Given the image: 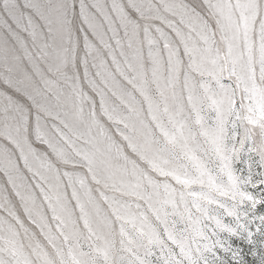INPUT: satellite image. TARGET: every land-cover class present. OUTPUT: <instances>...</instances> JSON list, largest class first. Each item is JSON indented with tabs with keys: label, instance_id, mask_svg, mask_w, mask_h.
<instances>
[{
	"label": "snow or ice",
	"instance_id": "obj_1",
	"mask_svg": "<svg viewBox=\"0 0 264 264\" xmlns=\"http://www.w3.org/2000/svg\"><path fill=\"white\" fill-rule=\"evenodd\" d=\"M5 7L0 264H264V0Z\"/></svg>",
	"mask_w": 264,
	"mask_h": 264
},
{
	"label": "clouds",
	"instance_id": "obj_2",
	"mask_svg": "<svg viewBox=\"0 0 264 264\" xmlns=\"http://www.w3.org/2000/svg\"><path fill=\"white\" fill-rule=\"evenodd\" d=\"M43 2L48 3V0H43ZM69 2H71V0H69ZM85 2H87V0H85ZM0 9H2L3 12H6L5 0H0ZM74 23H75V29H79L81 27L82 22L79 19L74 18Z\"/></svg>",
	"mask_w": 264,
	"mask_h": 264
},
{
	"label": "rangeland",
	"instance_id": "obj_3",
	"mask_svg": "<svg viewBox=\"0 0 264 264\" xmlns=\"http://www.w3.org/2000/svg\"><path fill=\"white\" fill-rule=\"evenodd\" d=\"M17 2L21 5V7L23 6V0H17ZM0 13H3L2 9H0ZM9 22H11V21H9ZM80 35H81V38H82V34H80Z\"/></svg>",
	"mask_w": 264,
	"mask_h": 264
}]
</instances>
